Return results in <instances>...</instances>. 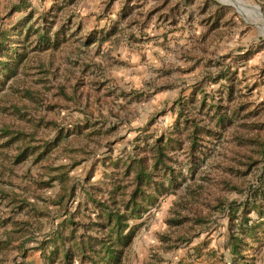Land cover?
Returning a JSON list of instances; mask_svg holds the SVG:
<instances>
[{"label": "trees", "instance_id": "1", "mask_svg": "<svg viewBox=\"0 0 264 264\" xmlns=\"http://www.w3.org/2000/svg\"><path fill=\"white\" fill-rule=\"evenodd\" d=\"M80 2L11 0L0 16V88L12 80V92L0 96V148L8 149L15 163L32 159L38 164L26 188L41 200L33 204L22 194L2 191L15 207L0 219V226L12 225L0 236V251L15 252V264L30 251L40 254L42 264H126L144 218L174 196L159 249L188 247L175 264H256L264 245V106L252 97L257 83L245 82L242 62L258 48L241 46L214 60L192 84L183 85L168 107L164 104L134 128L128 146L115 155L118 125L107 126L94 110L100 111L113 91L99 93L105 83L98 79H89L85 88L81 74L90 64L75 75L56 55L81 37V22L73 19L80 15ZM145 3L125 0L121 6L128 33L115 21L105 31L86 33L82 44L99 46L115 35L140 42L153 16L170 25L181 16L191 21L193 5L209 31L218 30L227 13L214 0H154L144 10ZM15 13L19 17L5 25L3 20ZM20 68L34 77L32 82L18 81ZM121 92L128 103L142 98L139 90ZM62 110L82 116L63 120ZM168 111L171 125L151 131ZM66 150L73 155L62 162ZM92 157L83 177L71 174ZM96 170L100 177L93 180ZM56 185V192L44 195ZM224 217L227 254L211 244ZM156 252V261H163Z\"/></svg>", "mask_w": 264, "mask_h": 264}, {"label": "rangeland", "instance_id": "2", "mask_svg": "<svg viewBox=\"0 0 264 264\" xmlns=\"http://www.w3.org/2000/svg\"><path fill=\"white\" fill-rule=\"evenodd\" d=\"M10 1L0 0L1 17L5 15ZM124 1L114 0L107 5V0H81L78 5L80 15L73 17L74 21L81 22V37L79 40H70L56 52L58 60L67 63L74 70L75 75L79 74L84 65L90 64L81 74L85 79V88L89 86V79H98L105 83L99 93H104L108 89L113 91L111 95L106 96L105 101L107 102L100 111L94 110L95 115L100 113L104 116L102 119L107 126L115 121L118 125L116 134L118 140L113 144L115 155L128 146L129 140L135 135L134 128L143 125L149 115L162 108L164 104L168 107L178 91L184 87L183 85L192 84L205 67L213 66L214 60L222 55L235 53L241 46L258 48L246 62H242V68L247 69L245 82L250 85L257 83V86L251 90L252 97L264 106V73H259V68L264 65V23L261 22V18L264 17V1L214 0L227 7L226 16L218 30L209 31L204 23H200L201 16L197 14L196 5H193V7L190 6L194 10V19L191 21L181 16L175 25H170L153 16L148 21L146 34L140 42L128 43L126 36H121L117 40L118 35H115L99 46L96 44L84 46L82 40L86 33L95 32L97 34L105 31L115 21L119 23L124 33H128V15L126 18H120V8ZM153 2L154 0H146L143 9H147ZM19 15L15 13L11 19L3 20L5 25L15 21ZM224 21L228 23L225 24ZM205 33L207 35L202 37ZM136 34L139 36V33ZM66 55L70 58L66 59ZM26 73L20 68L17 74L18 81H31L34 78ZM11 82V79L6 81L5 86L0 88V96L6 92H12ZM217 86L211 85L212 88ZM132 89L141 91L142 98L139 101L128 103V100L120 94L121 91L128 92ZM81 116L82 113L76 110H62L61 113L63 120H75L76 117ZM173 119V114L168 111L159 116L151 131L162 130L170 126ZM105 149L104 145L100 147L99 152ZM4 151L0 148V219L15 207L9 198L4 197L2 191L22 194L29 203H41L34 192L26 188V185L30 184L29 177L37 176L38 164L33 163L32 159L24 163H15L9 150ZM72 155L73 152L66 150L60 161H68ZM93 160L94 157L76 165L72 168L71 174L83 177ZM99 177L100 171L96 170L93 180ZM57 189L56 185L43 190L44 195L52 194ZM234 196V193L230 194V197ZM174 198V196H169L164 199L157 209H152L144 218L133 244L127 251L126 264H175L181 256L187 253L188 247H179L169 252L159 249V233L168 230L165 219L169 215V207ZM253 216L255 217L254 214ZM209 222L200 224L197 228H204ZM218 222L220 227L212 232L211 244L219 246L220 250L225 252L223 243L226 218H220ZM11 227L9 223L0 226V236L4 231L12 229ZM204 235L205 233H202L201 238ZM199 239H194V241H199ZM30 245L32 243L28 244ZM156 251L161 253L163 261L157 262L153 257ZM14 254L13 251L9 254L0 251V263L8 262L9 259L12 261ZM24 261L28 264H42L40 254L35 251H30ZM256 264H264V245Z\"/></svg>", "mask_w": 264, "mask_h": 264}, {"label": "crops", "instance_id": "3", "mask_svg": "<svg viewBox=\"0 0 264 264\" xmlns=\"http://www.w3.org/2000/svg\"><path fill=\"white\" fill-rule=\"evenodd\" d=\"M16 263L18 264H28L26 261H22L21 259H17L16 260ZM0 264H15L14 261H10V259L8 260V262H5V263H0Z\"/></svg>", "mask_w": 264, "mask_h": 264}, {"label": "bare ground", "instance_id": "4", "mask_svg": "<svg viewBox=\"0 0 264 264\" xmlns=\"http://www.w3.org/2000/svg\"><path fill=\"white\" fill-rule=\"evenodd\" d=\"M223 1H225V0H223ZM259 9H260V8H259ZM260 10H261V9H260ZM261 20H262L261 22H263V23H264V17H262V18H261Z\"/></svg>", "mask_w": 264, "mask_h": 264}, {"label": "water", "instance_id": "5", "mask_svg": "<svg viewBox=\"0 0 264 264\" xmlns=\"http://www.w3.org/2000/svg\"><path fill=\"white\" fill-rule=\"evenodd\" d=\"M258 6V5H257ZM259 7V6H258ZM260 8V7H259Z\"/></svg>", "mask_w": 264, "mask_h": 264}]
</instances>
